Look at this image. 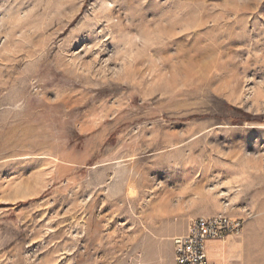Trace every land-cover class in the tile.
<instances>
[{"label":"rangeland","instance_id":"obj_1","mask_svg":"<svg viewBox=\"0 0 264 264\" xmlns=\"http://www.w3.org/2000/svg\"><path fill=\"white\" fill-rule=\"evenodd\" d=\"M217 215L264 264V0H0V264H175Z\"/></svg>","mask_w":264,"mask_h":264},{"label":"built area","instance_id":"obj_2","mask_svg":"<svg viewBox=\"0 0 264 264\" xmlns=\"http://www.w3.org/2000/svg\"><path fill=\"white\" fill-rule=\"evenodd\" d=\"M240 227L239 221L226 215L193 219L187 233L174 239L175 264H213L207 254L208 242L225 240Z\"/></svg>","mask_w":264,"mask_h":264},{"label":"crops","instance_id":"obj_3","mask_svg":"<svg viewBox=\"0 0 264 264\" xmlns=\"http://www.w3.org/2000/svg\"><path fill=\"white\" fill-rule=\"evenodd\" d=\"M217 246V241H210L208 242V257L209 259H213L214 257V248Z\"/></svg>","mask_w":264,"mask_h":264}]
</instances>
